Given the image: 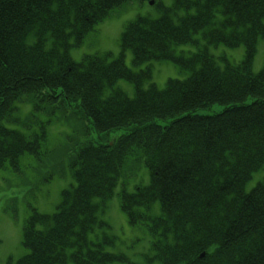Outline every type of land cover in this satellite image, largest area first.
I'll use <instances>...</instances> for the list:
<instances>
[{"label": "trees", "instance_id": "trees-1", "mask_svg": "<svg viewBox=\"0 0 264 264\" xmlns=\"http://www.w3.org/2000/svg\"><path fill=\"white\" fill-rule=\"evenodd\" d=\"M128 1L0 0V169L17 170L23 155L40 153L47 131L44 125L32 133L34 115H46V125L64 114L84 120L89 131H124L112 142L74 141V182L54 212L31 208L26 251L16 264L122 260L104 248L113 236L98 241L92 234L105 224L100 214L121 177L141 164L149 182L132 193L123 189L121 206L131 225L147 229L153 259L264 264V177L245 188L264 172V66L253 70L264 0H158V17L138 15L125 25L117 56L74 60L71 48ZM220 44L244 45L245 54L237 63L215 56L210 48ZM127 49L138 69L126 64ZM156 61L187 75L160 88L151 81ZM121 79L133 83L134 95ZM21 103L31 104V118L17 116ZM214 103L223 109L199 112Z\"/></svg>", "mask_w": 264, "mask_h": 264}, {"label": "rangeland", "instance_id": "rangeland-1", "mask_svg": "<svg viewBox=\"0 0 264 264\" xmlns=\"http://www.w3.org/2000/svg\"><path fill=\"white\" fill-rule=\"evenodd\" d=\"M156 0H129L122 8L113 11L105 20L98 23L85 38L81 46L70 50L72 57L80 61L84 54L92 52H111L117 56L122 47L120 36L130 20L138 15H150L158 17L161 9L156 6ZM174 0H162L170 6ZM215 56L227 55L233 63L239 62L244 56V45L230 47L225 44L210 48ZM126 64L133 69H138L133 63V54L130 49L125 50ZM223 64V61H220ZM264 65V38L258 41L257 52L254 60L253 70L259 72ZM187 72L177 64L166 61L154 62V70L151 81L160 88L165 87L170 77L184 78ZM118 85L122 86L128 94L134 95L135 88L132 82L121 79ZM17 116L22 120L31 118L32 106L30 103H21ZM224 105L214 103L209 108L200 109L202 113H215L223 109ZM61 120L44 123L46 115H34L29 122L32 133L42 131L45 125L47 131L46 142L41 140L39 154L29 153L22 158L20 168L14 171L10 167L0 169V264H16L23 254L25 248L22 245V231L25 219L35 207L42 213L55 211L61 199V192L69 187L73 180L69 173V166L65 162L68 152L73 147L74 141L83 142L91 140L97 143L114 141L124 133L123 130L114 129L108 133H98L91 127L89 131L84 120L74 115L61 114ZM23 129L19 124L12 125ZM27 133L30 130H25ZM87 133V135H86ZM73 139V140H72ZM72 140V141H71ZM66 154V157H65ZM134 171V170H133ZM131 175L123 176L118 190L126 186L127 190L134 191L136 185L148 184V168L141 164L140 168ZM264 177V172L258 171L246 184V190H251L256 183ZM106 225L96 229L92 238L103 240L104 236H113L114 242L105 243V250L122 253L127 257L125 261H114L109 264H160L153 259L150 235L142 225H131L127 216L120 207V196L118 194L109 198L106 202V211L102 213Z\"/></svg>", "mask_w": 264, "mask_h": 264}, {"label": "bare ground", "instance_id": "bare-ground-1", "mask_svg": "<svg viewBox=\"0 0 264 264\" xmlns=\"http://www.w3.org/2000/svg\"><path fill=\"white\" fill-rule=\"evenodd\" d=\"M22 37H23V39H25L26 38V35L24 34V35H22Z\"/></svg>", "mask_w": 264, "mask_h": 264}]
</instances>
